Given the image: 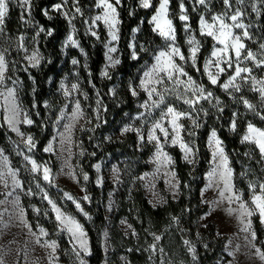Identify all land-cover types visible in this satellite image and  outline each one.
I'll use <instances>...</instances> for the list:
<instances>
[{
  "label": "rangeland",
  "instance_id": "rangeland-1",
  "mask_svg": "<svg viewBox=\"0 0 264 264\" xmlns=\"http://www.w3.org/2000/svg\"><path fill=\"white\" fill-rule=\"evenodd\" d=\"M177 1L179 3L180 16L181 0ZM110 2L115 4V0H110ZM183 2L185 4L187 15L188 6H190L192 11L198 14V33L193 30L189 20L187 23L190 25V31L186 32L184 30L185 22L182 21V31L186 42L187 53L184 54L182 50L181 52L185 55V57H188L189 55L190 45L187 43V41L190 37H195V39L200 42V50L201 48L205 47L206 44H208L205 57L203 59V69L205 61L209 58H212L211 53L213 51V45L215 44L217 48L223 47V45H220L212 37L201 35L199 20L202 15L206 20L211 22L212 16L220 15L225 12H227L228 16H230L234 14L237 9H240L243 13L244 9H247V13H244L243 16L239 18L240 22L246 26V30L249 33V37L243 38V43L248 50L257 54V60L264 58V50L260 49V44H264V41H262L261 38L256 35V27L252 23L254 21L253 19L255 15L258 12L260 4H262L261 0H244L243 4L236 3V0H230L232 4L231 8H226L223 0H210V2L206 3L205 5L198 4L197 0H183ZM97 3L98 0H93V4L87 7L88 12L83 20L84 32L96 40H99L101 36H104V62L100 67L99 76L105 79L108 77L101 76V72L104 71L106 65H108V61L105 56L107 51L105 45L109 43L110 36L108 34V28L103 21H96L93 23V19L97 15L103 14V8L97 7ZM159 3L156 9L159 7ZM11 4L19 8L18 10H20L25 23L23 26V31L17 35L10 34L5 29L4 24L0 25V28L3 29V31L0 32V51L4 52L5 59L7 61L5 82L3 86H0V91H4V89L8 87H15L17 103L20 105L22 112L27 113L32 119L35 106L32 104V109L24 104L22 92L23 82L18 75V72H20V70H28V68L31 66L29 61L26 59V56H30L34 50L38 51L42 57L41 62L42 60L44 61L45 59H48L39 46V36L40 34L43 35L45 33V29L43 26L37 24L33 20L30 6L22 7L19 0H16L14 3H10L9 7ZM56 4H63L64 6L58 11L53 7V5ZM53 5L49 8V10H56L57 13H59L68 21L67 33L59 43V48L62 55L66 56L70 49H76L78 54L70 56V67L67 71H65L63 76L58 81L57 92L62 96L63 102L61 105H59V108L56 111V115L52 121L50 131L51 135L45 144L46 146L43 148L44 151V149L51 142L53 150L51 152L44 151L50 155V158L39 159L42 157L41 155L40 157H37L36 148L33 149L32 152L28 151L23 143L28 135L33 137L37 145V140L35 139L33 132L29 130L31 125L23 123L17 124V127L20 129V132L24 133V136H21L16 131H13L5 120V116L10 115V112H6L5 110L6 106L11 107L10 101L6 102L4 97L0 96V126L5 127L7 132L6 140L9 144L8 148L15 157L19 158L20 161L18 164L28 169L27 171L29 174L28 178L25 177L23 172L20 170V165L13 162L11 159V153L6 151L3 145L0 144V148L4 149L3 156H7L8 158L7 165H5L2 157H0V170L7 172V168L9 167L12 169H18L19 171L16 173V178L20 182V186L15 187L12 183L11 177H8L7 187H5L3 183H0V201H4V203H0V258L3 259L4 264H68L60 257V249L57 237L51 236L50 232L39 222L40 216L43 214L40 204L42 201H45L49 209L52 210L56 219V213L48 203V199L43 198L44 193H47L48 198L54 201L63 212L73 215L83 226L84 222H92L93 216L85 208L90 202V192L87 190L88 180L83 179L84 174H87L83 168V161L85 160L86 156L83 137L88 132V139L93 142L94 146H99L98 148H100V150L103 148V145H101L102 142H122L125 141L130 134H134L136 145L139 149H141V147L146 143H151L153 145V150L147 158L149 168L142 171L137 176L134 175L135 167L132 164V161L137 154L132 148V145H129L128 148L123 150L116 149L114 152L106 151L93 164V169L95 171V185L99 187L107 186L106 197L104 201L105 219L100 228V245L104 253L103 264H132L127 255V252H129L132 248L138 250L142 249L147 252L149 256L148 264H154L153 261L157 262L156 264H183V262H185L186 254L189 253L192 255V252L189 251V247H193V242L190 240L184 239V241L179 242V245L175 246V241L173 238L168 236H165L166 238L164 242H162L161 239L158 241L155 240L154 236L160 237V233L149 229V234H151L152 238L157 244L156 248L154 249L155 256H153V252L150 251L151 249H149L150 247L145 237L138 233L137 229L133 227V224L130 223L127 216L122 215L116 221L118 229L121 233V237L117 238L113 233V226L115 224L114 217L121 206V198H124L125 205L126 207L130 208L129 210L135 211L133 209L134 200L132 199V196L134 195L133 182L136 180V178H138L141 182L143 194L153 207L162 205L165 202V195L168 194L175 199L179 193L178 178L173 168L174 162L168 163L164 160V158L157 160V148L155 142H149L147 140L148 131L151 128L153 121L160 118V109L149 110L141 107L143 102L148 99L147 93L142 90L140 91L139 96H132L133 108L126 106L124 97L121 94L122 89L129 88L128 86L130 82L134 86L139 84L140 78L143 75V71L155 62V54L165 47L164 39L161 37L162 42L155 46L150 52L149 57L140 65H138L132 76L122 77L120 74L117 75L116 80L111 83L108 88V95L112 99V104L109 106L108 101L105 100L101 94L99 87L94 86L89 78L88 81H86L89 74L87 62L88 59L85 49H83V47L80 45L76 34L77 29L75 25L77 16L81 14V11L79 13L75 11L76 7L80 8L78 0H67L66 4H64V0H59ZM139 5H141L140 0ZM156 9L150 16L149 21H151ZM64 12L68 13L67 17L63 14ZM168 13V18L172 20L170 4L168 5ZM49 14L50 12L48 11L47 15ZM70 19L71 23H69ZM225 20L229 24L232 23V21L228 20L227 16L225 17ZM150 24L151 28L153 29L154 24ZM117 27L119 28V24ZM41 28H43L44 31H41ZM134 29H138V31L134 32L132 30L129 44L134 43L136 45V51L139 56L141 51V42L138 41L140 26H136ZM93 31L96 33V36L91 34ZM233 31L237 35H241L243 32L241 29H233ZM155 33L158 35L157 32ZM69 35H72V37L78 42L79 47L73 46L70 43L66 44V40ZM206 40L208 43H205ZM178 45L180 47V44ZM109 46H114L117 48V52L112 53V56L114 59L120 60L118 41L112 42ZM81 49H83V51H81ZM131 51L132 49L130 48V57ZM199 52L197 53L196 61L198 60ZM230 54L234 60V52H231ZM73 59L77 60L78 63L73 64ZM176 60L177 63L181 64L185 69L186 63L184 61H180L178 57ZM188 63L192 64L191 61H188ZM251 63L253 62L244 61L241 63V67H249V64ZM221 66H223V64ZM112 70V66L107 67L109 76L112 75ZM233 71L234 69H229L226 72L221 73L220 77L224 74L225 78L220 84L226 82L228 77L233 74ZM189 75L192 76L193 79H195L198 83H201L197 76L191 74ZM243 75L249 74L245 73ZM251 77L255 76L251 74ZM181 79H186V77H181ZM255 80L264 81V79L256 77ZM14 81H18L19 83L14 84ZM62 81L65 85V89L60 88ZM72 84H77L78 89H71ZM166 84L169 88L172 87L171 81H166ZM236 84L239 86V88L248 86L257 92H259V88L264 86L260 83H254L251 78L248 80L237 78ZM157 88L158 90L163 91L164 86L157 85ZM90 89L92 90V97H90ZM112 89L115 91H110ZM221 89L225 91L223 88ZM65 90L70 91L71 94L65 96ZM179 90L183 91V85L179 86ZM232 90L233 89H229L225 92H231ZM98 93L99 96L97 95ZM85 94L87 95V99L85 98ZM97 99L102 100L99 113H97ZM152 99H158V97L154 95ZM77 100L80 101L81 110L84 115L73 121L71 119V115L75 110V102ZM46 102L47 105L50 106H46ZM43 104L48 109V111H51L54 108V105L51 104L49 99L45 100ZM166 104H171L178 110L182 111L187 110L189 107L188 105L184 104L182 99H178L176 96L171 94L166 96ZM163 107L164 106L162 105L161 108ZM141 113H143V117H141ZM91 116H93L92 119L94 120L92 126L90 125ZM20 119H23V115H21ZM184 119L185 118H182L180 122L183 123ZM164 124L165 127H169L167 119H165ZM67 125L72 126L71 128H68L66 127ZM97 125H99V127H97ZM126 125H131L133 130L129 132H122L121 130ZM254 126L264 130L259 126ZM137 129L139 132H137ZM246 132L247 127L240 137L241 139ZM210 133L211 131L209 132L208 137ZM156 134L161 137V143H163L162 134L159 133V131H157ZM140 135H143L145 139L140 140ZM181 135L183 136V132ZM208 137L207 147L210 153V158L209 164L204 173V183L200 189L201 200L206 203L207 207L206 210L199 216L198 224L200 226H205L207 223L213 222L216 233L225 237L224 252L227 255V258L223 264H264V260H261L256 254L257 249H259L261 252H264V237L259 238L257 236V231L254 226L255 216L260 221V224L264 225V221L261 220L259 213L256 212L252 216L248 217L247 220H244L241 218L242 210L240 209V201L229 202L227 199L220 197L219 189L216 187L218 182L216 177H214L212 180L213 186L210 188L207 187L209 184L208 172L211 171L212 167H214V161L212 157L213 149L209 145ZM183 139L185 142L191 143V141L186 140L184 136ZM244 142L257 147V145L251 141ZM168 146H177L180 149L178 145H172L169 138V142L164 144L163 150L171 157L172 155L168 151ZM191 146H193L192 143ZM223 147L225 149L224 143ZM180 151L182 157L184 158V152L181 149ZM258 151H260L259 148ZM82 152L83 155H81ZM25 155H29L35 159L38 165H44L45 163L47 164V166L51 169V183L49 181L43 180L42 171L35 173L29 171L31 164L30 162L24 160ZM195 156L196 154L194 156H190L189 158L194 161ZM97 164L100 165L99 169L95 167ZM38 177L41 179V181L37 180ZM232 181L235 185L234 171ZM253 181L260 182L259 180ZM37 185H39V187H37ZM235 188L239 190L242 200L249 202V207H251L250 197L252 195V190L249 188V193L245 194L243 193V190L238 188L236 185ZM29 190H31L32 194H28ZM65 192L71 194L75 200L82 204V207L84 208V211L88 213V216H84L83 213L76 209L75 204L64 196ZM227 195L228 194L226 193V196ZM85 196H87L89 199H83ZM71 206L74 208L73 210L76 211H73ZM37 209L39 211H37ZM230 209L232 211H229ZM81 218H83V221ZM248 221H251V226L249 231L245 232L244 228ZM57 224L59 232L65 233L70 238L72 244L75 246V252H79L82 256H87L90 254L88 235L86 238L89 252H84L79 248V245L72 240L71 234L64 229V226L61 225L59 221H57ZM129 225H131V227H129ZM41 228L44 229L46 235L40 234ZM84 230L86 232L85 227ZM105 232H107V237H105ZM253 232L255 233V237L251 235ZM129 236H131L132 239H125ZM52 241H55L57 245L55 251H53V249L49 246ZM185 241H188L189 244H185ZM52 257H55V261H53ZM152 257H155V259ZM69 259H77V256H74L73 250H71L69 253ZM221 261L222 259L216 262L222 263Z\"/></svg>",
  "mask_w": 264,
  "mask_h": 264
},
{
  "label": "trees",
  "instance_id": "trees-1",
  "mask_svg": "<svg viewBox=\"0 0 264 264\" xmlns=\"http://www.w3.org/2000/svg\"><path fill=\"white\" fill-rule=\"evenodd\" d=\"M59 0H31L30 10L33 20L43 26L45 33L40 34L39 46L44 52L45 59L40 63L39 67H29L27 71L20 70L18 75L23 82V102L25 105L33 109L35 106L32 119L34 123L29 127L37 140L36 151L37 157L50 158V155L43 151L46 142L51 135L52 121L56 115L59 105L63 102L62 96L57 92L58 81L63 76L65 71L70 67V56L77 55L76 49H70L66 56H63L59 48V43L67 33L68 21L59 13L49 8ZM171 17L173 24L176 28L177 42L180 44L181 50L184 54L187 53L186 42L183 34L182 21L179 19V3L177 0H169ZM159 0H151V6L144 8L139 5V0H120L117 5L119 17V40L118 49L120 51V63L113 67L111 78H101L99 71L102 63L104 62V36L96 40L92 36L84 32V17L87 14V7L93 4V0H78L81 8V14L75 20L76 34L79 39L80 45L85 49L88 59L89 74L86 79H90L91 83L99 87L101 94L108 101L110 106L112 99L108 95V88L111 83L116 80L117 75L122 77L132 76L138 65L145 61L150 52L155 46L162 42V38L153 32L149 18L155 11ZM19 8L13 6L9 7L7 15L4 20L5 29L10 33L17 35L23 31L24 20L23 16L18 10ZM50 12L45 15V12ZM189 15V22L193 30L198 33V14L192 11L190 6L187 7ZM247 13V9H244ZM51 17V18H49ZM254 24L255 33L264 41V3L260 4L258 12L255 15ZM140 26V34L138 41L141 46L147 51L141 50L137 59L130 57L129 40L132 30ZM51 30L52 34L48 35L47 32ZM205 43H208L207 40ZM208 44L201 48L196 66L186 63L185 70L191 75L197 76L200 82L209 90L214 93V97L219 99V104H216L214 98L211 103L201 101L197 106V112L193 113L198 122L202 125L200 128H194L191 120L185 118L183 124L185 131L183 136L186 140L191 141L195 148L196 156L193 163L186 161L177 146H168V151L173 157L174 170L178 178L179 193L177 198H173L168 194L165 195V202L153 207L143 194V188L138 178L134 180V210H129L126 207L124 198H121L120 208L114 217L115 224L113 226V233L117 238L121 237L116 221L120 216L125 215L129 219L133 227L137 229L138 233L145 237L148 245H154L150 251L154 254L156 248L155 240L149 234V229L159 232L162 242L165 236L173 238L175 246L184 239L193 242V249L195 250V259L193 253L185 256L183 264H223L227 255L224 252L225 237L216 233L213 222L207 223L205 226L198 224L199 216L206 210V203L201 200L200 189L204 183V173L209 164L210 153L207 147V137L212 129H216L217 134L221 138L225 146L230 166L234 171L235 185L243 190V193H249V182L259 180L264 182V157L261 156L258 148L252 144L242 141L240 138L249 123L259 126L264 129V98L261 97L260 92L252 90L248 86L239 88V91L233 89L231 92L223 91L219 84L212 85L203 72V59L207 50ZM252 68L251 74L256 78L264 79V65L254 67V64H249ZM225 75H221L219 83L224 80ZM35 81V82H33ZM127 86V84H126ZM35 89V91H33ZM90 97H92V90H89ZM121 94L124 97L125 104L129 108H133V98L129 92V88L122 89ZM246 99L254 105L255 110H249L246 105L242 103V99ZM50 100L54 108L51 111L44 106L45 100ZM33 104V105H32ZM207 111H199V108ZM223 109V111H220ZM39 113V115H37ZM233 113L236 116V129L231 128ZM91 116L90 125L92 126L94 120ZM194 132V135L189 133ZM5 127L0 126V144L3 145L6 151L11 153V159L15 163H19V158L9 150L8 141L6 140ZM9 133V132H8ZM88 132L84 135V145L86 149L85 160L83 161V168L88 174L87 190L90 192V202L86 205V210L93 216L91 223L84 222L86 229L90 254L87 256L79 257L75 260L69 259V253L75 249L70 238L63 232H59L58 224L51 209H49L45 201L41 202L43 214L40 216L39 222L50 232L51 236L57 237L60 249V257L68 264H80V259H84L87 264H103L104 253L100 245V228L104 222V201L106 197L107 186L99 187L95 185V171L93 164L102 156L106 151L114 152L116 149H126L132 145L135 153L137 154L132 164L135 167L134 175L137 176L142 171L149 168L147 158L153 150L151 143L144 144L141 149L137 148L136 139L134 134L128 135V138L122 142H102L103 148L100 150L99 146H94L93 142L88 139ZM94 153V155H93ZM20 165V164H18ZM25 177L28 178V169L19 166ZM243 174V175H242ZM38 181L41 179L38 177ZM123 200V201H122ZM71 209L74 208L71 206ZM76 211V210H73ZM254 226L257 236L264 237V225L260 224L257 217H254ZM83 221V218H81ZM125 239H132L131 236ZM76 251V250H75ZM73 250L74 256L76 252ZM264 251V247H263ZM128 258L132 264H148V253L142 249L132 248L127 252ZM77 256V255H76ZM155 259V257H152ZM222 263L216 261L221 260ZM154 264L157 262L153 261Z\"/></svg>",
  "mask_w": 264,
  "mask_h": 264
},
{
  "label": "snow or ice",
  "instance_id": "snow-or-ice-1",
  "mask_svg": "<svg viewBox=\"0 0 264 264\" xmlns=\"http://www.w3.org/2000/svg\"><path fill=\"white\" fill-rule=\"evenodd\" d=\"M16 0H0V25L4 24V20L6 14L8 12L9 4L14 3ZM20 5L30 6L31 0H19ZM210 2V0H197V3L200 5H205ZM244 0H236V3L243 4ZM264 3V0H261ZM67 3V0H64V4ZM226 8H231L232 4L230 0H223ZM120 4V0H115V4L110 2V0H98L97 7L103 8V14L97 15L93 19V23L96 21H103L104 24L108 28V34L110 36V41L105 45L107 51L105 56L108 61V65H106L105 70L101 72V76L111 78L107 71L108 66L115 67L120 63L119 59H114L112 53L117 52V48L114 46H109L112 42L119 40V28L117 27L119 24L118 12L116 5ZM140 4L144 8H149L151 6V0H140ZM168 5L169 0H160L159 7L156 9L155 14L152 16L151 21L149 23L154 24L153 31L157 32L160 37H162L165 41V47L158 51L154 56L155 62L143 71V75L140 78L138 85H133L131 82L129 83V90L132 96H139L140 91H144L147 93L148 99L143 102L141 107L145 109H160V118L153 121L151 128L148 131L147 140L149 142H155L157 152L156 159L160 160L164 158V160L168 163H172V157L165 152L164 144L170 142L172 145H178L180 149L184 152V159L189 163H193V160L190 159V156H194L196 153L194 151V147L191 146L190 142H185L181 133L185 131L184 124L180 121L182 118H188L191 120L194 128H200L202 125L198 122V118L193 116V113L197 112V106L200 105L201 101H207L209 103L212 100L216 99V104L213 107H216L219 104V99L214 97V93L209 91L202 83H198L192 76L185 71L184 67L177 63L176 58L178 57L180 61H184L187 63L191 61L192 66L195 67L197 53L200 51V42L195 39V37H190L187 43L190 45L189 55L185 57V55L181 52L179 45L177 44V36H176V28L173 25V21L168 18ZM63 4H56L53 7L56 10H61ZM181 15L179 19L184 21V30L186 32L190 31V25L187 23L189 20L188 15L186 14L185 4L183 0L180 2ZM75 11L79 13L81 9L79 7L75 8ZM66 17L68 16L67 12L63 13ZM243 12L240 9H237L236 12L230 16L228 13H222L220 15L212 16L211 22L205 19L202 15L199 20L200 24V33L201 35H206L208 37H212L215 41H217L220 45H223L222 48H217L215 44L213 45V51L211 53V57L204 63V74L207 76L208 80L212 85H218L223 88L225 91L229 89H235L239 91V86L236 84L237 78L242 80H248L251 78L254 83H260L264 85V81H256L255 77H251L252 68L249 67H241V63L244 61L253 62L254 67H260L264 65V58L257 60V54L248 50L243 43L244 37H249V33L246 30V26L240 22L239 18L243 16ZM47 15V12H45ZM227 16L228 20L232 21L231 24L227 23L225 17ZM51 18V17H49ZM71 23V19L69 20ZM233 29H241L243 30L241 35H237L234 33ZM3 29L0 28V32ZM41 31H44L41 28ZM133 31H138V29H133ZM48 35L52 34V31L49 30L47 32ZM93 36H96V33L93 31L91 33ZM99 38V37H97ZM22 39V38H21ZM71 44L73 46L79 47L78 42L69 35L66 40V44ZM129 48L132 49L131 57L133 59H137L138 53L136 51V45L134 43L129 44ZM260 49L264 50V44H260ZM141 50L147 51L141 46ZM83 51V49H81ZM231 52H234L235 59L233 60L231 56ZM26 59L29 61L32 67H39L41 63L42 57L38 53V51H33L30 56H26ZM73 64H77L78 61L73 59ZM223 64V66H221ZM214 69V71H213ZM229 69H234L233 74L228 77V80L222 84L219 83V77L221 73L226 72ZM7 71V61L5 59L4 52L0 51V86L4 85L5 82V73ZM27 71V69H25ZM249 75H243V74ZM181 77H186V79H181ZM166 81L172 82V87L169 88L166 84ZM35 82V81H33ZM14 84L19 83L18 81H14ZM157 85L164 86L163 91L158 90ZM183 85V91L179 90V86ZM61 89H65V85L63 81L60 85ZM71 89H78L77 84H72ZM35 91V89H33ZM110 91H115L114 89ZM262 98H264V86L258 89ZM70 91L65 90L64 95H70ZM174 95L178 99H182L184 104L188 105L187 110H178L175 106L171 104H166V96ZM99 96V93L97 94ZM157 96L158 99H152L153 96ZM0 96H3L5 101H10L11 107L5 108L6 112H10V115L5 116V120L10 128L13 131H16L19 135L24 136V133L20 132V129L17 127V124L23 123L32 125L34 120L29 117L27 113H23L20 105L17 103V95L15 87L5 88L4 91H0ZM85 98L87 99V95L85 94ZM242 99V103L247 106L249 110L254 111L255 107L248 100ZM97 113L100 111V106L102 105V100L97 99ZM164 106L161 108V106ZM46 106L47 105L46 102ZM199 111L204 112L207 115V111L202 107L199 108ZM223 111V109H220ZM23 115V119L20 117ZM39 115V113H37ZM84 113L81 110L80 101L75 102V110L71 115V119L75 121L77 118L83 116ZM143 117V113L140 114ZM236 116L237 113H233V119L231 123V128L233 130L236 129ZM167 119L169 127H165L164 121ZM264 119V116L261 117ZM72 125H67L66 127L71 128ZM99 127V125H97ZM131 125H126L121 131L129 132L132 131ZM159 133L163 136V143H161V137L156 133ZM137 132L139 130L137 129ZM195 133H189V135H194ZM140 140H144L145 137L143 135L139 136ZM243 141H251L257 145L260 150L261 156L264 157V130L255 127L253 124L249 123L247 126V132L242 138ZM209 145L212 147V157L214 161V167H212L211 171L208 172L209 184L207 187H212V180L214 177L217 178L216 187L219 189V195L221 198L227 199L229 202L240 201V209L241 218L247 220L248 217L252 216L254 213L258 212L262 221H264V182H249V188L252 190V195L250 197L249 202L243 201L239 190L235 188L233 184V169L229 164L228 155L225 152L223 147V141L219 138L216 129H212L211 133L208 137ZM25 147L29 152H32L33 149L36 148V143L31 135H28L26 139L23 141ZM52 144L44 149L46 152H51ZM4 149L0 148V157H2L5 165H7V156H3ZM83 155V152L81 153ZM94 155V153H93ZM24 160L30 162L31 168L30 172H38L42 171L43 180L49 181L51 183V169L45 163L44 165H38L37 161L33 159L29 155L24 156ZM97 169H99L100 165H95ZM19 171L18 169L7 168V172L0 170V183H3L5 187L8 186V177H11L12 183L15 187L20 186L19 180L16 178V173ZM243 175V174H242ZM84 180H88V175L84 174ZM99 182V181H98ZM39 187V185H37ZM258 189V191H257ZM226 193L228 194L226 196ZM28 194H32L31 190H29ZM64 196L67 197L69 201H72L75 204L76 209H78L84 216H88V213L84 211L82 204L75 200L74 197L65 192ZM44 199H48V203L51 205L53 211L56 213V220L60 222L61 225L64 226V229L71 234L72 240L79 245V248L84 252H89L88 242H87V233L84 230V226L73 216L66 212H63L57 204L48 198L47 193L43 195ZM83 199H89L85 196ZM18 200V198H17ZM0 203H4V201H0ZM37 211H39L37 209ZM229 211H232L231 209ZM90 219V217H89ZM251 226V221H248L244 231H249ZM131 227V225H129ZM41 235H46V232L43 228L40 229ZM255 237V233L251 234ZM105 237H107V232H105ZM155 240H159V236H154ZM39 242V241H37ZM185 244H189L188 241H185ZM53 251H55L57 245L55 241H52L49 245ZM150 248H153L154 245H150ZM75 251V249H73ZM189 251L193 253V259H195V250L190 246ZM256 254L260 257L261 260H264V252H261L259 249L256 250ZM77 257L80 256L79 252H76ZM53 261H55V257H52ZM0 264H4L2 258H0ZM80 264H86L84 259H80Z\"/></svg>",
  "mask_w": 264,
  "mask_h": 264
}]
</instances>
